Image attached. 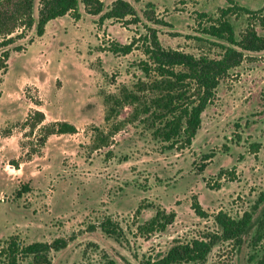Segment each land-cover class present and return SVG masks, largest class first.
I'll return each instance as SVG.
<instances>
[{"label": "rangeland", "instance_id": "rangeland-1", "mask_svg": "<svg viewBox=\"0 0 264 264\" xmlns=\"http://www.w3.org/2000/svg\"><path fill=\"white\" fill-rule=\"evenodd\" d=\"M100 1L108 6L115 0ZM125 1L140 18L137 25L100 22V15L85 14L81 5L79 20L57 18L41 38L35 27L26 32L17 42L25 49L11 52L5 74L0 72V247L10 236L24 245L65 238L71 241L50 253L51 264H100L105 256L118 264L154 263L176 243L219 233L217 213L237 218L247 212V234L239 242L219 241L204 264H250L249 256L264 246L256 251L250 245L264 215V51L248 54L219 84L191 147L166 149L153 136L151 115H134L135 105L121 97L123 89L133 91L153 78L139 68L143 36L151 28L165 48L214 54L196 39L202 35L194 14L217 15L230 0ZM232 1L250 10L264 6V0ZM231 21L240 33L247 19ZM257 31L264 35V28ZM133 39L138 41L127 55L108 51L112 43L124 46ZM137 94L146 102L152 97L146 90ZM106 97H113L109 122ZM32 107L44 113L43 124L67 121L77 133L52 136L39 147L38 132L24 125ZM106 137L105 145L97 139ZM34 150L39 153L32 155ZM23 185L28 191L18 197ZM195 200L205 218L192 211ZM158 209L174 212V222L161 233L138 230ZM104 218L122 228L118 241L101 232Z\"/></svg>", "mask_w": 264, "mask_h": 264}, {"label": "trees", "instance_id": "trees-1", "mask_svg": "<svg viewBox=\"0 0 264 264\" xmlns=\"http://www.w3.org/2000/svg\"><path fill=\"white\" fill-rule=\"evenodd\" d=\"M81 5L85 14L100 15V22L110 20L134 25L140 23L134 7L125 0H115L108 6H104L100 0H38L36 18L35 0H0V72L5 74L11 52L20 53L25 49V46L17 42L24 38L26 32L35 27V36L41 38L47 24L57 18L68 15L73 20H79ZM194 15L197 31L202 35L196 39L210 46V51L214 48V54L208 52L194 55L165 48L160 43L156 31L147 28V33L143 36L142 50L145 58L140 61L139 68L147 77L153 78L148 84H141L133 91L122 90L123 101L131 106L135 105L134 115H151L152 119L149 120L153 136L165 143L166 149L184 150L191 147L201 129L202 115L214 101L219 84L249 58L248 54L264 51V35L257 31L258 27L264 28V6L258 10H250L230 0L228 6L217 10V15L206 12H196ZM241 16H245L247 22L243 31L237 33L231 18ZM137 41L133 39L130 44L124 46L112 43L108 51L115 55H127ZM29 43H33V39H30ZM145 90L152 95L147 102L137 94ZM114 101L115 105H121L122 100ZM104 102L109 104L104 117L105 122H109L113 117V97H106ZM30 109L24 125L28 127L29 132H38L39 147L43 148L51 136L77 133V128L67 121L43 124L44 113L36 108ZM155 121L160 123L159 127L154 128ZM97 139L102 145L107 144L109 140L107 137ZM36 153L39 152H31L32 155ZM206 166V163L201 164V171ZM27 191L23 185L16 194L19 197ZM140 209L138 207L136 213L139 214ZM191 209L197 217L207 216L196 200L192 202ZM175 217L174 212L166 213L158 209L149 221L137 229L146 234L161 233L174 222ZM213 219L219 229L216 235L185 244L176 243L158 261H146L142 264H204L212 247L219 241L239 242L241 237L247 234L252 213L245 212L235 218L219 212ZM98 227L106 237L116 241L123 235L122 228L111 218H104ZM70 241L56 238L49 243L33 242L24 245L19 242L17 236H10L0 247V258H3L4 264H19L20 260L28 258L31 259L30 264H51L50 253L65 249ZM262 242L264 215L258 221L255 234L251 238L252 250L257 251ZM259 249L258 255L249 256L250 264H264V246ZM104 259V263L100 264H118L107 256Z\"/></svg>", "mask_w": 264, "mask_h": 264}, {"label": "crops", "instance_id": "crops-1", "mask_svg": "<svg viewBox=\"0 0 264 264\" xmlns=\"http://www.w3.org/2000/svg\"><path fill=\"white\" fill-rule=\"evenodd\" d=\"M35 107V106H34ZM34 107H32V108H34ZM63 136V135H62ZM52 137V136H51ZM51 137L50 138H48V141L51 139ZM4 138H6V137H4ZM48 141L46 142V144H45V146H47L48 145ZM21 169H18V172L20 171Z\"/></svg>", "mask_w": 264, "mask_h": 264}]
</instances>
